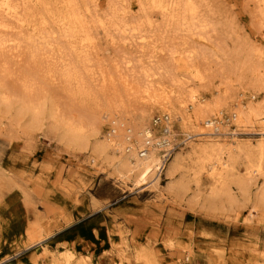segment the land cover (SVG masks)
Segmentation results:
<instances>
[{"label": "rangeland", "instance_id": "rangeland-1", "mask_svg": "<svg viewBox=\"0 0 264 264\" xmlns=\"http://www.w3.org/2000/svg\"><path fill=\"white\" fill-rule=\"evenodd\" d=\"M11 1L18 16L0 11V264H264V176L248 174L264 145L262 121L221 125L223 142L242 150L220 178L210 166L228 162L225 146L166 174L186 143L209 137L190 142L176 121L172 159L144 186L116 171L114 155L92 148L112 127L109 104L124 103L133 123L143 91L174 89L191 58L207 101L234 104L247 94L244 106L264 103V80L252 75L264 78L261 0H166L168 15L145 0H75L86 48L35 0ZM161 117L149 118L159 134L169 128ZM211 130L202 124L188 134Z\"/></svg>", "mask_w": 264, "mask_h": 264}, {"label": "bare ground", "instance_id": "bare-ground-1", "mask_svg": "<svg viewBox=\"0 0 264 264\" xmlns=\"http://www.w3.org/2000/svg\"><path fill=\"white\" fill-rule=\"evenodd\" d=\"M28 1L29 0H27V2ZM35 1L44 7V13H46L45 17L48 16L52 21H54L55 24L61 26L63 30H65L64 34L66 36L71 37L72 39L79 38V40L77 39L79 41H77V43H79L83 48H86L91 44V38L84 30V24H82L81 21V12H78L80 10L77 11L76 9L78 6H75V0ZM142 4L150 9H157L166 14L170 12V6H172V4L167 3L166 0H145ZM260 4L261 7L264 8V0H261ZM193 7V4H191V2L189 3V1L183 4L184 12H188V14L190 13L189 15L193 13V10L195 11V7ZM0 11L9 17L18 16V6L13 4L11 0H0ZM81 14L83 15V13ZM193 23L194 20L192 24ZM193 62V58L185 61L184 66L187 73L185 75L176 76L172 79L173 81H171L170 85L172 82H174L176 84L174 89L161 87L159 84L158 87L151 85V87L147 86L149 87L148 89L145 88L146 90L143 91L144 96L140 98L145 103L142 104L143 107L142 110H140V114L135 115L136 120L133 123H131L132 119L130 113L128 112L129 110L123 106L124 103L122 104V102H113L106 107L105 113L108 122L112 127L102 143L95 142L93 144V151L95 153L102 152L106 154L111 153L114 155L115 158L111 160V163L115 167L116 171L125 176L128 174L131 175L135 183L145 185L148 178L152 177L153 175L159 176V174L165 169V167H162L163 156L161 154V149L172 148L170 144L171 142L169 143V140L174 139L172 125H174L175 121V123L178 124L179 128L182 130V133L186 136V140H190V142L199 136L209 137L208 140L203 142L201 141L202 143L199 144H195L194 141L192 143H186L189 145V149L184 153L185 155L182 153H177L173 159L171 158L172 160L166 169V174L169 176H173L175 173H178L177 171H179V169L182 167L185 160L187 163V160L201 161L207 159V157L210 155V152H214L222 146L228 147L226 150L227 153H229L227 160L228 162L217 158L216 161L210 166V176H219L221 172H227L231 170L229 161L232 162V158L236 150L241 151L242 149L241 146H239L234 140L232 142H223L222 138H224V136L227 134V130L223 129L221 125H224L228 122L232 123L236 127H243L246 124L256 123V121H262L263 123H261L264 124V103L257 105L254 103H249L247 106H244L243 101L240 99L247 96V94L238 95V98L235 99L234 102L232 101L234 104H231L230 101L229 103L228 101L222 100L220 98L215 99L214 101H207L205 97L198 92L199 87H201V84L205 78L204 73ZM252 75L255 80L254 83L258 84L263 82L264 78L262 79V76L258 75V72H254ZM187 80H190V82ZM220 94L221 92L218 91L217 96H220ZM140 96H142L141 93ZM137 98L139 97L137 96ZM250 98L254 99L252 95ZM140 99L139 101H141ZM155 111H159L163 116L158 119L160 120V123L163 124L165 122L167 127L169 126L168 129L165 127L166 134H159L157 131L154 132L149 126V118ZM225 117H228L229 119ZM37 118L38 114L36 112L31 114L32 121L35 122ZM202 124L207 125L210 127V129L212 127L211 132L207 131L208 133L188 134V132H192L191 130L193 128L199 127V125ZM81 130L83 129L81 128ZM80 134H78L79 137H82L83 135L80 136ZM247 149L249 151L246 155L250 156V153L253 151L251 148ZM257 151L258 159L256 161H250L252 162L250 163L252 165L248 169V174L252 177L256 175L264 176V145H259ZM201 169H203V167Z\"/></svg>", "mask_w": 264, "mask_h": 264}, {"label": "built area", "instance_id": "built-area-1", "mask_svg": "<svg viewBox=\"0 0 264 264\" xmlns=\"http://www.w3.org/2000/svg\"><path fill=\"white\" fill-rule=\"evenodd\" d=\"M156 122L158 123V122H160V120L157 119ZM162 133L166 134V129H165L164 126L162 127ZM176 147L177 146H172V148H163V149H161V154L163 156V158H162V164H163L162 167H165V165L168 163V161L172 157L173 153L175 152Z\"/></svg>", "mask_w": 264, "mask_h": 264}]
</instances>
